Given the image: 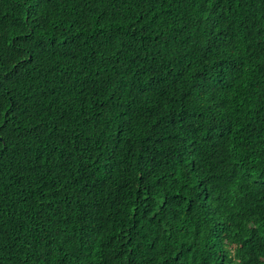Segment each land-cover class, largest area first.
Listing matches in <instances>:
<instances>
[{
	"label": "trees",
	"instance_id": "1",
	"mask_svg": "<svg viewBox=\"0 0 264 264\" xmlns=\"http://www.w3.org/2000/svg\"><path fill=\"white\" fill-rule=\"evenodd\" d=\"M0 264H264V0H0Z\"/></svg>",
	"mask_w": 264,
	"mask_h": 264
}]
</instances>
